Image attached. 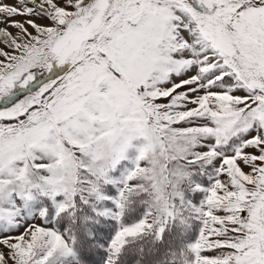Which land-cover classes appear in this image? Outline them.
Masks as SVG:
<instances>
[{
  "label": "snow or ice",
  "instance_id": "obj_1",
  "mask_svg": "<svg viewBox=\"0 0 264 264\" xmlns=\"http://www.w3.org/2000/svg\"><path fill=\"white\" fill-rule=\"evenodd\" d=\"M0 264H264V0H0Z\"/></svg>",
  "mask_w": 264,
  "mask_h": 264
}]
</instances>
